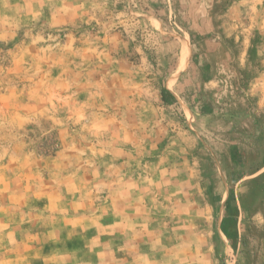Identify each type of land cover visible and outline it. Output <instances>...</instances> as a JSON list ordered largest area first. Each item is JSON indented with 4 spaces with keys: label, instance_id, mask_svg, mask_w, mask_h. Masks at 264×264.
<instances>
[{
    "label": "rangeland",
    "instance_id": "rangeland-1",
    "mask_svg": "<svg viewBox=\"0 0 264 264\" xmlns=\"http://www.w3.org/2000/svg\"><path fill=\"white\" fill-rule=\"evenodd\" d=\"M33 2L0 0L7 255L131 161L134 264H264V0Z\"/></svg>",
    "mask_w": 264,
    "mask_h": 264
},
{
    "label": "crops",
    "instance_id": "crops-1",
    "mask_svg": "<svg viewBox=\"0 0 264 264\" xmlns=\"http://www.w3.org/2000/svg\"><path fill=\"white\" fill-rule=\"evenodd\" d=\"M33 1L25 0V5L34 9L36 4ZM168 90L173 100H178L175 92ZM127 133L132 135L133 131L129 130ZM130 162L126 161L118 167H111L115 175L109 176L115 178L110 177L109 180L116 182L110 190L108 207L97 208V211L92 214L87 209L86 201L72 198L67 212L58 214V217L64 216L62 229H67L70 233L66 239L61 240V235L57 233V230L54 232L45 226L37 227L36 231H33L29 237L21 239L19 243L18 247L23 253L25 252L24 255L27 257L7 255V243H5L0 245V264H14L17 261L16 264H19V261H21L20 264L38 262L44 264H134L135 249L130 241L125 243L123 238L124 235L133 234L134 236L136 231L132 220L134 212L130 211L136 207V204L133 205L134 190L131 188L129 192L125 189L130 186L129 184L132 185L138 180L137 173ZM103 214L113 217L112 221H102L103 216L101 215ZM13 229L16 228L12 227L11 230ZM19 231L21 232L22 229L20 228ZM61 244L63 246H60ZM77 245L85 247L79 250ZM28 250L31 251L27 252ZM88 251H91V257H81Z\"/></svg>",
    "mask_w": 264,
    "mask_h": 264
},
{
    "label": "bare ground",
    "instance_id": "bare-ground-1",
    "mask_svg": "<svg viewBox=\"0 0 264 264\" xmlns=\"http://www.w3.org/2000/svg\"><path fill=\"white\" fill-rule=\"evenodd\" d=\"M186 57H187V49L185 48L182 52V63L185 62L186 60ZM175 83V79H174V76L173 78L171 79V84L173 85Z\"/></svg>",
    "mask_w": 264,
    "mask_h": 264
},
{
    "label": "trees",
    "instance_id": "trees-1",
    "mask_svg": "<svg viewBox=\"0 0 264 264\" xmlns=\"http://www.w3.org/2000/svg\"><path fill=\"white\" fill-rule=\"evenodd\" d=\"M168 95L173 99V96L170 94V92H168Z\"/></svg>",
    "mask_w": 264,
    "mask_h": 264
}]
</instances>
